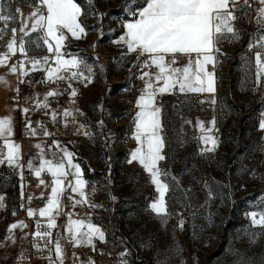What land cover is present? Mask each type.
Instances as JSON below:
<instances>
[{"label":"rangeland","instance_id":"rangeland-1","mask_svg":"<svg viewBox=\"0 0 264 264\" xmlns=\"http://www.w3.org/2000/svg\"><path fill=\"white\" fill-rule=\"evenodd\" d=\"M25 1L15 2L26 6ZM77 2L84 9L89 8L86 0ZM132 2L136 4L137 0ZM125 5L126 0H94L92 7L97 15L89 12L81 18L88 34L73 50L77 52L75 56L91 64L97 85L104 84L103 92L89 100L87 113L79 123L89 128L91 138L85 145L71 140L74 158L91 182L94 202H103L99 223L110 224L118 248L128 253L130 264H157L158 260L165 264H238L240 260L261 264L264 228L252 225L248 216L250 212L264 211V131L259 129L264 113V81L255 83L256 49L250 52L248 48L249 42H256V14L245 17L243 22L239 20L238 41L222 44L221 52L225 55L220 58L217 105L199 104L198 100L206 96L164 95L160 99L168 141V159L161 166L180 180L181 189L169 194L170 211L180 215H173L162 226L149 209L148 190L154 186L138 163H127L136 141L131 138L127 156L120 146L125 121L117 98L122 93L121 76L134 58L129 55L122 62L124 46L115 43L123 35V23L131 18ZM1 49L5 48L0 46V52ZM0 76L7 81L0 83L3 118L13 113L6 92L11 77ZM213 117L217 121L215 136L219 147L214 153L201 155L203 145L193 125L198 118L207 122ZM185 120H191L192 125L184 124ZM100 121H104L102 127ZM131 128L133 134V119ZM83 133L82 129L78 134L84 137ZM38 184L37 188H42ZM181 218L185 221L182 230L177 226ZM57 229L62 234L61 228ZM142 242L150 247H142ZM13 250L0 253L5 263Z\"/></svg>","mask_w":264,"mask_h":264},{"label":"snow or ice","instance_id":"snow-or-ice-1","mask_svg":"<svg viewBox=\"0 0 264 264\" xmlns=\"http://www.w3.org/2000/svg\"><path fill=\"white\" fill-rule=\"evenodd\" d=\"M86 2L89 5L87 9H84L77 0H33L34 10L25 16L19 6L12 10V0H7V3L0 0V46L6 49L0 52V66L8 67L10 73L18 74L20 77H27L29 72L43 70L46 73L45 79L38 83L55 84L68 81V88L71 89L69 95L75 98L78 92L72 87L71 81L76 79L86 81L85 86L93 83V69L82 58L64 50L69 36L74 40L87 36V26L81 18L89 12L97 15L92 7L94 0ZM254 3L260 5L255 10L258 31L256 42H249L248 48L250 52L256 49L255 83L259 85L264 81V0H137L136 4L132 0H126L125 7L131 18L123 23L124 34L115 43L124 46L125 50L120 55L122 62L124 57L136 55L133 68L137 72L133 73V68H129L128 71L130 77L135 75L143 84L134 102L137 111L133 118L134 132L131 138L136 141L137 146L130 152L127 163H138L149 176V183L158 194L149 204V209L162 226H165L173 215H180L170 211L169 194L181 189L180 180L172 176L169 169L161 166L162 162L168 159L165 154L168 141L164 134V108L160 98L164 95L206 96L205 99L198 100V103L201 105L207 103L210 107L218 104L219 85L216 69L221 63V56L225 55L221 52L220 46L225 42L231 44L240 39L241 32L236 27V22L249 16L247 9ZM16 22L19 23V27H10V24ZM8 32L11 33L10 38L4 42ZM34 35L35 40L32 39ZM33 43L37 48H44L48 55L29 56V45ZM17 54L23 58L9 64L12 57ZM182 59L186 63L181 64ZM27 65H30V68ZM19 82L22 84L26 81L20 79ZM0 83L6 84L7 81L0 76ZM15 91L19 92V88ZM61 95H64V92L57 88L51 89L47 91L43 100L38 98L35 100L34 107L49 110L48 98ZM72 103H75L74 99ZM21 111L27 115L30 109L23 108ZM50 114L53 122L62 115L67 126L68 118L75 122V115L84 113L78 108L75 110L64 108L59 113L57 110H51ZM261 116L259 129L264 131V113ZM37 123L38 128H33L32 121H26L25 128L30 137L37 136L39 131H42L45 137L52 135L44 129L41 122ZM216 123L215 117L207 122L198 118L193 125L194 130L199 133L197 139L203 145L200 149L201 155L214 153L219 147V141L215 136V132L218 131ZM103 124L104 121L99 122L101 127ZM184 124L192 125V121L185 120ZM82 129L85 130L84 135H90L86 130L87 126L79 124L77 132ZM13 135V118L11 116L0 118V139L3 140V148L7 150L6 153L0 150V165L20 169L22 181L25 167L21 163L22 145L11 139ZM35 147L39 150V166L35 165V158H30L26 167L38 179V186L47 187L43 174L52 177V186L43 207L38 210L30 207L25 209L29 219H35L37 216L41 218L36 219L35 231L31 233L32 247L37 252L47 250L49 255L44 258L49 264H65L61 239L71 244L73 248L88 247L96 251V241L106 243V233L94 224L89 216L81 218L75 212L64 213L62 200L67 198L73 210L78 206L88 205L90 208H97L101 205L94 204L88 199L89 193L85 190L88 182L83 177L80 164L74 162V153L61 148L59 141L55 140L48 146V151L52 152L51 159L46 158L42 144L37 143ZM53 147L57 151L53 152ZM205 186L207 187V184ZM23 189L24 185L21 184L22 199ZM188 191L190 189L185 191V195ZM44 195L45 193H41L40 198L43 199ZM77 196L79 199H76ZM27 199L30 203L33 197L29 196ZM261 206L264 207V197ZM5 207V197L0 195V209ZM12 215L15 216L16 212L13 211ZM60 215L67 216L63 234L54 233L58 228L57 217ZM74 215L77 218H73ZM248 216L252 225L264 228V211L250 212ZM184 224L185 221L181 218L177 226L182 230ZM28 227L25 220L9 224L5 239L14 243L15 230ZM27 235L28 233H25L23 238L26 239ZM254 235L252 234L253 237ZM141 246L150 247L143 242ZM73 255L80 264H95L91 258L84 261L75 253ZM127 255V252L120 253V264H128L125 259ZM20 258L25 259L22 253ZM157 264L165 262L158 260ZM238 264H246V261L240 260ZM261 264H264V261Z\"/></svg>","mask_w":264,"mask_h":264},{"label":"built area","instance_id":"built-area-1","mask_svg":"<svg viewBox=\"0 0 264 264\" xmlns=\"http://www.w3.org/2000/svg\"><path fill=\"white\" fill-rule=\"evenodd\" d=\"M26 7H28L30 10H34V3L33 0H26L25 1ZM260 5L258 3H254L250 9H247L249 12V15H255L256 9H258ZM19 27V26H15ZM11 33H9V36ZM33 40H35V35L32 37ZM5 40V39H4ZM226 45H229L230 43L225 42ZM29 56H35V57H41L48 55L46 50L44 48H37L35 47V44L29 45ZM14 62L16 63L23 57H21L19 54H17L15 57H12ZM136 61V55L132 59L130 66L127 68V70L122 74L121 76V91L122 93L118 95L117 102L120 106L123 107V116H124V132L123 137L120 142V146L122 147L123 154L127 156V153L129 152L131 146H132V128H131V122L134 117V114L136 112V108L134 107V102L136 97L139 95V89L142 87V82L139 79L135 78V75L130 77L129 75V68H133V63ZM181 64L186 63L185 60L180 61ZM27 67L30 68V65H27ZM218 76L222 74V66L219 64V66L216 69ZM137 70L133 68V73H136ZM17 76V88H19V92H16L13 90L8 94L7 102L9 105H12L16 108V113L18 117V126L20 135L25 137L28 135V130L25 128V123L27 120L32 121V127L38 128V123L41 122L44 125V129L52 133L51 136L45 137L43 134H38L35 137L41 138L44 145L48 146L54 141L55 139L59 140H72L77 139L82 144L85 145V142L87 139L91 138L92 134L89 132V128L87 127V131L90 133L88 136L81 137L77 132L78 124L82 121L83 116L76 114L75 115V122H72L71 118H68L67 126H65V118L60 115L58 116L57 120L55 122L51 119V110H57V112H62L64 108H68V104L64 101V99L60 98L58 100L49 99L48 103L50 105L49 110H45L43 108L36 109L34 107L35 100L38 98L40 100H43L45 94L47 91L53 88H62L65 85V81H60L58 83H38L39 81H42L45 79L46 73L43 70L36 71V72H29V75L27 77H20L18 74ZM20 79H24L25 83H20ZM127 89V90H126ZM23 108H29L30 111L25 115L21 110ZM47 113V114H46ZM83 131H85L83 129ZM2 144L0 141V150H2ZM125 157V156H124ZM3 173L8 174L9 170H4ZM25 176L28 179V181L31 184H36L37 179L32 177L31 172L29 170L25 171ZM103 179H105V175L102 176ZM147 181L149 182V176H146ZM149 203H151L153 200L157 198V193L154 190V188H149ZM41 200L38 199H32V201L29 203L28 199L24 200V207L16 212V215L14 216L15 221L19 220H25L26 223H28L29 227L25 229V233H28L27 238L21 239L20 245L18 249L7 258L6 264H33L35 261H44L47 260L44 257H47L49 255L48 251L45 250L44 252H37L36 249L32 247V240L33 237L31 233L35 231V222L36 219H41L39 217H36L35 219H29L26 215L25 209L27 208H37L41 204ZM102 201L99 200L97 203L94 202V204L102 205ZM92 216L96 219L101 218V212L100 207L97 208H91ZM101 226L104 228L106 233V243H103L100 245L96 251L95 256V264H120V249L118 248L116 235L114 233V230L108 223H102ZM174 231L176 232L177 229L174 228ZM55 232H59L58 230H54ZM60 233V232H59ZM21 253L25 257V259H21ZM125 259L128 261V264H130L127 257Z\"/></svg>","mask_w":264,"mask_h":264},{"label":"crops","instance_id":"crops-1","mask_svg":"<svg viewBox=\"0 0 264 264\" xmlns=\"http://www.w3.org/2000/svg\"><path fill=\"white\" fill-rule=\"evenodd\" d=\"M15 1H17V0L12 1V10L13 11H14L15 7H17V6L21 7L22 13L25 16H27L31 11H33V10H30L28 7L22 5V4H19V3L17 4ZM3 2L6 3V0H3ZM17 19L19 20V17ZM251 19H252L251 21H253V18H251ZM244 20H245V17L243 19H241L240 22H243ZM238 22H236L237 28H238V26H237ZM15 26H19V23L16 22V23L10 24V27H15ZM9 33L10 32H8V34L5 35L4 42H6L10 38ZM123 34H124V30H123ZM83 41H84V38H82L80 40H74L71 37H69V39L66 42L67 47L64 51H66L67 53H69L71 55H76L77 52L73 51L76 48L75 45L81 44ZM222 47H223V45L220 46V50H222ZM5 50L6 49H1L2 52H4ZM82 52H83V50L79 51L80 55L82 54ZM131 55L135 56V54H131ZM80 58H82V57H80ZM13 63H15V62L12 58L9 61V64H13ZM85 63L91 67V64L87 63L86 61H85ZM0 74L11 77V84L8 83L9 85L6 88V92L9 94L13 90H15L17 87V76H16V74L10 73L9 68L6 66H0ZM85 74L87 75V73H85ZM96 80H97V76L94 74H93V83L87 84V86H85L86 81H82L80 79L72 80L71 81L72 87L75 88L78 92V95L75 98L70 97L69 93L71 92V89L68 88V81H65V85L62 88H57L60 91L64 92V95L57 96V97H49L48 100L49 99L58 100V99L62 98L68 104L69 109L75 110L78 108V109H80L81 112H83L85 114V113H87V109L89 108V105H90L89 100L91 99V97H94V95L97 93H102L104 90V84L101 85V83H100L99 85H97V82H99V81H96ZM8 81H10V78H8ZM142 87H143V84H142ZM73 99L75 100V103H72ZM10 106L12 107V112H13L11 117L13 118V129H14V135H13V137H11V139L15 143L22 145L21 163L23 165H25V167L23 169V180L22 181L20 179V172H21L20 169H14V168L8 167L7 165H0V169H1L0 170V195H3L5 197V205H6V207L4 209H0V223L4 224L1 227L2 228L1 231L3 232V234L0 235V253L6 251L7 249L13 248L14 249L12 252V254H13L18 249L20 242H21V239L25 235V229H23V230L17 229V230H15L16 240L14 243L10 240L5 239L8 235V232H7L8 225L13 223V222H16L14 220V215H12L13 211L17 212L20 209H22L21 205H24V200H26L29 196L33 197V199H38V200L42 201L41 204L37 208H32V209L38 210L39 208L43 207L44 204L46 203L47 195H48V193H50L51 186H52V177L49 174H43L45 185L47 187L42 186V188H37L38 183L31 184L25 176V171L28 170L26 167L27 162L30 158H35L34 163L37 167L39 166V157H38V151L39 150L35 147V145L37 143H40L44 146L46 158L51 159L52 158V152L48 151V146H51L53 141L50 145L46 146V145H44L43 141L39 137H30V136L23 137V136H21L20 131H19V126H18V117H17V113H16V108L12 105H10ZM5 117H7V116H5ZM0 141L2 144V146H1L2 150L6 153L7 150L3 148V140L0 139ZM55 141H59L61 148H66L68 151L72 152L71 140L55 139ZM52 151L55 152L57 150L53 147ZM74 162L80 164L75 158H74ZM80 166H81V169L83 172V177L88 182L86 185V189H85L86 192L89 193L88 199L92 203H94L95 198H94V194L92 192L91 182H90L88 176L86 175V172H85V170L81 164H80ZM4 170H9V173L8 174L3 173ZM31 175H32V177H34L32 173H31ZM21 184L24 185V189H23L24 198L23 199L21 198ZM29 187L31 189L30 192H28ZM41 193H45L43 199L40 198ZM67 194H71V193H67ZM76 199H79V196H77ZM62 206H63V212L64 213L75 212V214H78V216L81 218L85 217V216H89L94 224H96L98 227H101L104 230V228L99 223V220L92 216V213L90 210L91 208L88 205L78 206L75 208V210H73L71 202L69 200H67V198H64L62 200ZM73 218H77V216L74 215ZM66 223H67V216L66 215H60L57 217L58 228H61L62 234L64 233ZM56 230H58V229H56ZM60 242L64 246L65 264H80V262L74 257L73 253H75L76 256H78L80 258V260L86 261L89 258H91L92 260L95 259L97 250L93 251L91 248H88V247L73 248L72 245L69 243H66V241L64 239H61ZM102 244L103 243L96 241L97 249ZM53 255H54V253H53ZM6 260H7V258H6ZM0 264H6L3 256H0ZM33 264H49V262H48V260L35 261Z\"/></svg>","mask_w":264,"mask_h":264},{"label":"water","instance_id":"water-1","mask_svg":"<svg viewBox=\"0 0 264 264\" xmlns=\"http://www.w3.org/2000/svg\"><path fill=\"white\" fill-rule=\"evenodd\" d=\"M41 133H42V131H39V132H38V134H41Z\"/></svg>","mask_w":264,"mask_h":264}]
</instances>
